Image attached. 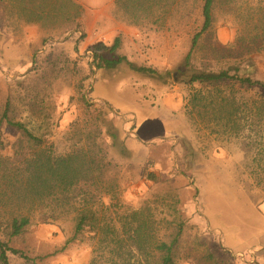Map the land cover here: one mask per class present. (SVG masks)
<instances>
[{"label":"rangeland","instance_id":"374dc122","mask_svg":"<svg viewBox=\"0 0 264 264\" xmlns=\"http://www.w3.org/2000/svg\"><path fill=\"white\" fill-rule=\"evenodd\" d=\"M77 1L85 10L82 32L67 35L25 25L0 10V114L9 100L12 117L53 144L57 154L70 152L79 140L97 139L125 207L150 203L161 220L185 222L177 264H264V181L251 163L258 128L248 129L250 139L230 138L211 109L204 122L198 119L200 125L187 114L198 87L188 85L184 73L199 25L196 1L174 12L172 20L180 25L175 28L170 16L165 29L162 23L129 25L114 0ZM250 17L242 8L218 7L213 30L194 54V69L216 72L247 61L256 40ZM120 34L121 56L169 75L151 78L128 66L92 75L90 48L98 42L111 45ZM237 35L239 42L228 46ZM256 44V64L248 66L264 81V44ZM81 88L86 101L78 94ZM245 96L257 97L250 91ZM18 138L4 128L0 157L12 156ZM72 228L70 221L30 227L9 241L29 260L9 254L11 264H89L93 242L88 236L65 248ZM161 229L170 240L172 227L167 230L165 223ZM0 239L7 241L1 234Z\"/></svg>","mask_w":264,"mask_h":264},{"label":"trees","instance_id":"16d2710c","mask_svg":"<svg viewBox=\"0 0 264 264\" xmlns=\"http://www.w3.org/2000/svg\"><path fill=\"white\" fill-rule=\"evenodd\" d=\"M195 1L199 25L185 59L188 72L184 73L188 75L187 84L198 87L190 95L187 114L200 125L198 119L204 122L207 110L211 109L214 121L230 138L250 139L246 136L248 129L258 128L257 154L251 163L258 172L255 176L264 181V81L252 76L254 71L248 66L256 64V43L260 40L264 44V0ZM189 3L190 0H115L116 11L129 25L162 23L161 29L166 28L170 16L175 28L180 25V20H172V15ZM218 7L248 11V26L255 28L256 40L245 62H234L227 70L216 72L195 70L194 54L213 30ZM1 9L17 22L38 25L49 32L58 29L59 35L82 32L85 10L77 0H0ZM238 42L237 35L228 46ZM122 46V36L112 45L94 44L89 50L91 74L128 66L134 73L151 78L162 80L169 75L137 66L119 54ZM77 91L86 101L83 89ZM245 91L256 92L257 97H246ZM12 114L8 100L0 114V145H4L5 127L15 130L19 138L12 147V156L0 157V234L7 239H0V264H11L9 254L29 260L22 251L10 246V240L32 226L61 225L66 221L72 223L73 235L65 248L84 236L93 242L89 264H177L175 252L185 222L161 220L150 203L139 209L125 207L118 186L109 178L111 161L97 139L79 140L70 152L57 154L53 144L36 136ZM165 223L167 230L173 229L170 240L161 234Z\"/></svg>","mask_w":264,"mask_h":264},{"label":"crops","instance_id":"0c3cea01","mask_svg":"<svg viewBox=\"0 0 264 264\" xmlns=\"http://www.w3.org/2000/svg\"><path fill=\"white\" fill-rule=\"evenodd\" d=\"M114 2H115V0H114ZM115 9H116V5H115ZM117 12V11H116ZM118 36H122L121 34L120 35H118ZM118 36H116L115 38H114V40L118 37ZM123 39V38H122ZM114 42V41H113ZM105 44H107V43H105ZM113 44V43H112ZM111 44V45H112ZM107 45H109V44H107Z\"/></svg>","mask_w":264,"mask_h":264}]
</instances>
